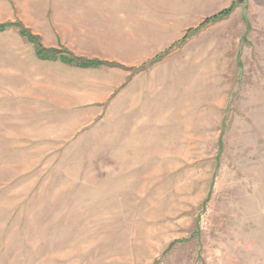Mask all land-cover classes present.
<instances>
[{
	"label": "rangeland",
	"instance_id": "obj_1",
	"mask_svg": "<svg viewBox=\"0 0 264 264\" xmlns=\"http://www.w3.org/2000/svg\"><path fill=\"white\" fill-rule=\"evenodd\" d=\"M16 24L135 69L39 61ZM0 26V264H264V0H0Z\"/></svg>",
	"mask_w": 264,
	"mask_h": 264
},
{
	"label": "trees",
	"instance_id": "obj_2",
	"mask_svg": "<svg viewBox=\"0 0 264 264\" xmlns=\"http://www.w3.org/2000/svg\"><path fill=\"white\" fill-rule=\"evenodd\" d=\"M232 6L229 7V9L222 11L221 13H219L216 16L211 17L209 20L205 21L206 23L208 22H216L220 19L226 18L232 11ZM15 27L19 28L20 34L22 36H24L27 41H29L30 43H32L35 47V52H36V56L38 58H40L41 60H48V61H52V60H57L60 59L62 62L68 64V65H72L75 67H79V68H95L101 65H104V63L102 62H97V61H91V60H79V59H75L69 56H66L62 53H58L56 51H50V50H46L45 48H43V46L40 43V40L34 36L33 34H31L26 28H24L22 25L16 24V25H12ZM202 28V27H200ZM191 29L186 33V36L184 37L185 39L188 38L192 33L198 31V29ZM5 29V26H0V31H3ZM159 60V59H158ZM158 60L156 59L154 61V63L158 62ZM110 66H112V64H109Z\"/></svg>",
	"mask_w": 264,
	"mask_h": 264
},
{
	"label": "crops",
	"instance_id": "obj_3",
	"mask_svg": "<svg viewBox=\"0 0 264 264\" xmlns=\"http://www.w3.org/2000/svg\"><path fill=\"white\" fill-rule=\"evenodd\" d=\"M224 20V19H223ZM217 22V21H216ZM200 28V27H199ZM201 29V28H200ZM200 29H198V31L200 30ZM189 30H191V29H189ZM189 30H187L186 32H185V34L183 35V38L186 36V33L189 31ZM33 45V44H32ZM33 50H34V55H35V57L37 58V60H41L40 58H38L37 56H36V52H35V47H34V45H33ZM157 56H159V55H157ZM157 56H155V57H157ZM154 57V58H155ZM162 57V56H161ZM153 58V59H154ZM161 59V58H160ZM60 63H62V64H66V63H64V62H62L60 59H57ZM41 61H48V60H41ZM52 61H54V60H52ZM99 61H101V60H99ZM159 61V60H158ZM102 63H104V65H101V66H98V67H95V68H81V69H99L100 67L102 68H124L125 70H128L129 72H130V69L131 70H133V69H135V68H130V67H125V66H122V65H120V64H118V63H115V62H108V61H101ZM109 64H112V66H110ZM66 65H68V64H66ZM69 66H72V65H69ZM77 68V67H76ZM79 68V67H78Z\"/></svg>",
	"mask_w": 264,
	"mask_h": 264
}]
</instances>
